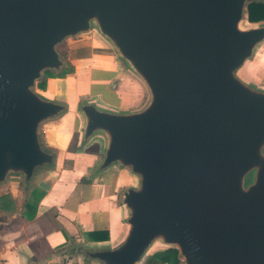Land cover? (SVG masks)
Wrapping results in <instances>:
<instances>
[{"label":"water","instance_id":"1","mask_svg":"<svg viewBox=\"0 0 264 264\" xmlns=\"http://www.w3.org/2000/svg\"><path fill=\"white\" fill-rule=\"evenodd\" d=\"M261 0H0V188L27 191L54 168L43 126L68 111L37 83L62 74L57 47L96 33L146 90L135 110L83 100L82 146L106 140L95 174L124 170L126 233L111 247L68 249L94 264H264V83L248 67L264 45ZM250 27L243 28V23Z\"/></svg>","mask_w":264,"mask_h":264},{"label":"crops","instance_id":"2","mask_svg":"<svg viewBox=\"0 0 264 264\" xmlns=\"http://www.w3.org/2000/svg\"><path fill=\"white\" fill-rule=\"evenodd\" d=\"M65 53L74 72L47 78L38 91L75 111L43 126L45 144L57 153L54 168L38 174L27 191L17 180L0 188V264H94L68 257V249L78 243L93 249L111 247L126 233V210L119 197L128 173L112 168L95 174L106 140L97 136L82 146L76 112L83 100H96L117 112L135 110L145 102L146 90L96 33L67 39ZM262 63L264 55L258 70ZM33 193L38 203L30 220L25 211L36 199ZM96 233L107 234L108 240L94 239Z\"/></svg>","mask_w":264,"mask_h":264},{"label":"trees","instance_id":"3","mask_svg":"<svg viewBox=\"0 0 264 264\" xmlns=\"http://www.w3.org/2000/svg\"><path fill=\"white\" fill-rule=\"evenodd\" d=\"M248 21L250 23L264 22V0L258 3H251L248 5ZM64 59L67 62V68L60 75H54L53 73L47 72L45 74L44 80L38 84L39 89L44 88L47 78L64 77L66 74L74 72V67L67 60L66 53H64ZM34 194L36 195V193H33V195ZM35 197L36 199L33 202H29L26 205L25 215L30 220L33 219L36 214V205L38 203V196H35ZM28 212H31V214H29ZM100 235L102 234L96 233L91 236L96 240H99V239L108 240L107 234L105 237L100 236ZM146 264H182V263L178 259V252L172 249V250H167L164 252H159V253L154 254L147 260Z\"/></svg>","mask_w":264,"mask_h":264},{"label":"rangeland","instance_id":"4","mask_svg":"<svg viewBox=\"0 0 264 264\" xmlns=\"http://www.w3.org/2000/svg\"><path fill=\"white\" fill-rule=\"evenodd\" d=\"M243 28H247V27H250V24H248L247 22L246 23H243L242 25ZM67 42V41H66ZM66 42L60 44L58 47H57V50L59 51V53H61V55L63 56L64 58V53H65V45H66ZM263 47V46H262ZM260 48L259 51H258V56L256 58V61L255 63L251 66V69L248 71V76L252 79H255L259 82H264V63H262V66L263 68H261L260 70H258V68L260 67V64H261V59H262V56L264 55V47L263 48ZM65 60V59H64ZM66 62V61H65ZM66 65H67V62H66ZM67 68V66H66ZM65 68V69H66ZM54 74V73H53ZM54 75H57L56 73ZM42 82V80H40L38 83H37V88H38V84ZM39 89V88H38ZM68 121H70V118L67 119ZM67 121V123H69ZM263 152H264V148H263ZM130 184H133V185H137V182H135V180L133 179V181H130L129 179V182L126 183L125 187L127 185H130ZM119 200H120V197H119Z\"/></svg>","mask_w":264,"mask_h":264}]
</instances>
